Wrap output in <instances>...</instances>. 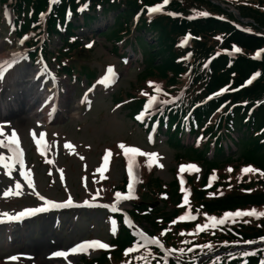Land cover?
<instances>
[{"label": "rangeland", "instance_id": "1", "mask_svg": "<svg viewBox=\"0 0 264 264\" xmlns=\"http://www.w3.org/2000/svg\"><path fill=\"white\" fill-rule=\"evenodd\" d=\"M230 10L234 11L235 14L239 13L236 8ZM7 14L8 11L0 6V56L16 57L10 69L12 74L8 78V89L4 92L3 97L8 98V95H14L16 99L19 98L28 102L33 87H36V84L28 86V77H32V72L36 70L37 62H31L25 55L22 40L19 41L13 35ZM104 22H107L106 25L112 24V15H108L104 21L97 19L94 24L85 26L83 30H76L77 34L84 35V37L88 36L90 38V36H93V41L87 43L91 45L89 49L79 50L78 53L77 47H72L70 52L61 55H67L66 64L75 67L73 70L78 77L67 78L64 75L57 77L59 97L68 93L69 98L66 101L59 102L58 114L55 118L52 121L49 120L46 125H40L42 123L41 120L32 117L17 132L20 146L24 153V165L22 167L25 173L29 170L31 171V179L35 185V191L28 186L26 179L20 177L18 170L14 171L13 169L11 176H9L7 175V170L0 166V213H16L24 209L42 206L46 201L40 200L35 194L36 192L44 196L46 200L61 201L71 197L79 202L86 200H101L104 203L113 202L116 199L115 194L117 192L121 193L120 185L127 175L126 167L129 158L125 156L124 151L119 147L120 144H124L139 148L146 153L159 154V159L151 162V168L149 167V158L147 156L137 155L133 157V160L138 157L142 161V168L140 167L134 173L137 176V181L133 184V189L136 188L134 193L136 192L139 198L146 196V194L142 196L140 193L146 191L144 187L146 185L145 180L138 184V178H142L143 173L145 179L157 178L162 185L160 188L155 185L154 187L158 190L164 189L165 191L163 192L171 190L170 185L173 181L177 182V193H181V205H184V209L175 213L174 208H176V205L172 203L173 197L163 200L169 194L165 193L164 195L162 191H155L153 197L157 200L152 202V209L158 208L161 213H171L174 217L155 226L138 218L140 221L137 220L136 226L142 240L148 233L150 236L158 238L164 248H170L177 247L182 242H187L189 237L186 235L189 233H191V237L200 240L199 242H192V244H204L214 242L217 239L222 240L221 231H226L230 237L232 236L230 231L235 233L236 230H239L243 234L244 232H249L252 227H263L264 217L257 219L254 216H245L237 217L234 221L229 219L224 224L216 227H208L209 232L204 231L205 234L199 231L198 225L211 224L209 217L224 218L225 214L229 212L235 213L252 209L264 212V205H238L230 209L208 211L205 207H201L200 204L191 202V194H194L193 192L188 194V189L194 186L200 187L206 198L219 197L228 192L229 185L237 187L239 180L244 178H252L254 180L261 173L249 172L245 174L242 171L245 168H240V165L245 162L239 160L241 145L239 146L240 151L238 149L235 150L234 142L238 138L235 132L231 134L232 142L229 141L231 138L227 139L222 149L232 159L223 160L219 166L212 168V172L208 173L207 180H204L203 176L205 171L204 163L188 155H183L181 151L168 145L166 135L162 134V130L159 132L157 140H155V137L153 140H149L151 137L149 136L148 139L142 128L134 124L130 118L129 106H124V102L115 104L114 102L117 101L115 97L118 96L119 98L121 96V99H125L133 96L134 102L132 103H135V99L139 97L148 98V92H145L147 88L153 87L156 92L155 86H160L162 90L163 80L156 74L140 78V72L143 69L141 53L136 47L137 51H135V54L131 53V45L129 44L135 35L140 34L138 29L135 30L134 25L131 24L128 27L130 33L128 31L122 35V42H115L114 39L98 31L107 27ZM122 26L126 27V25ZM150 34L147 33L145 37L147 39L150 38ZM84 37L81 41L83 43L88 41ZM49 41L51 47L58 48L60 45L57 37H51ZM80 44L83 47V44ZM60 51L62 52L63 50ZM81 68L84 73L86 72L85 74L100 75L92 90L93 92L89 93L86 99L82 98V100L78 98V95L86 88L89 77L80 72ZM109 68L116 73L117 80L112 85H105L106 83H101V81H104L108 76ZM50 69H52L51 65ZM150 82H152V85H150ZM43 92L44 90L42 89ZM53 93H56V89H53L51 94ZM37 107L38 105L33 108L37 109ZM7 108L9 107L6 106ZM147 110L143 113L149 116L150 110L149 108ZM33 131L36 132L38 139L41 133L44 134V141H46L48 149L43 155L33 142L34 139L31 134ZM5 134L6 136L10 135L11 131H6ZM156 134H158L157 131ZM192 141L193 138L191 136L185 135L181 145L185 148ZM204 141L203 139L198 142V145L202 146ZM67 143L74 147L71 149L66 148L65 144ZM106 150H111L112 156L109 157L106 170L101 174L99 170L104 166L103 158ZM0 153L2 152L0 151ZM177 154L180 157V161H184L187 166H196L199 171L186 166L178 167ZM80 157H84V159ZM48 161H52V163H48ZM233 165L237 167L235 168ZM182 167L184 168L183 171H181ZM61 170L63 171L61 172ZM185 180V186L178 184V182L183 184ZM17 181L23 186L22 194L5 197L4 193L9 188L13 189V191L16 190ZM250 187L254 190L257 186L251 185ZM186 196L188 204L184 203ZM189 206L197 223L186 225L185 223L188 220L173 223L180 216L186 214ZM118 207L127 210L131 209V199L119 203ZM111 221L112 219L107 211L80 209L41 215L21 225L1 226L0 264H41L43 261H48L51 264H86L87 260L99 256L100 248L92 249L85 254H70L67 259L54 258L53 253L55 249H65L66 252H70L68 248L72 242L85 238H98L109 245V235L113 233L110 228ZM168 229L171 230L167 231L166 235H161ZM141 233L144 235H141ZM230 240L235 244L240 243V239H232L230 237ZM8 256H19L20 259L16 262H9ZM122 256L111 257L113 259L111 264L125 262ZM99 264L105 263L101 262Z\"/></svg>", "mask_w": 264, "mask_h": 264}, {"label": "trees", "instance_id": "2", "mask_svg": "<svg viewBox=\"0 0 264 264\" xmlns=\"http://www.w3.org/2000/svg\"><path fill=\"white\" fill-rule=\"evenodd\" d=\"M0 1L12 8L17 34L27 36L31 40L29 45L34 44V36L37 40L40 38L43 16L47 13L48 36L56 35L62 42L61 49L52 53L56 56L59 52L60 55L66 54V47H77L79 53L82 45L76 40L74 30L84 24L94 23L99 17L98 7H101V16L113 13V24L100 32L115 41L120 40L126 32L130 33L128 27L131 17L141 10L142 16L135 27L141 33L135 35L129 44L141 53L143 69L140 78L156 74L163 80L165 100L170 101L173 107L168 113L169 144L178 148L183 155L204 163V180H207L212 168L219 166L223 160L232 159L222 152L221 142L220 145H215L211 158L204 157L207 147L199 152L192 147L183 148L179 145L177 135L181 117L196 105L190 118L193 126L198 125L197 130L201 131L206 125L208 132H212L210 130L214 127H224L226 132H212V136L218 140L227 138V132L231 130L241 131V136L235 142L238 151L241 148L239 160L245 162H242L240 168L251 167L257 170L254 173H264V0H219L236 8L243 19H251L249 22H244L212 0H170L154 17L146 15V7L161 5L163 0H58L56 3H52V0ZM202 12L209 15H199ZM69 13L73 17L82 13V25L79 19H68ZM145 33H151L149 39L145 37ZM187 33L190 34V40L187 44H182ZM235 48L241 49V52H234ZM46 50L53 52L49 46ZM257 53L260 58H255ZM87 74L93 77V74ZM250 79L252 83L248 84ZM257 176L254 180H239L237 187L229 185L228 192L219 197L206 198L200 187L194 186L188 189L194 194H191V202L200 204L208 211L230 209L238 205H264V175ZM145 184L146 191L140 193L146 196L132 202V218L138 221L141 218V221L152 226L173 219L171 213L163 214L158 208L149 211L145 203L139 204L156 201L153 197L155 191H165L155 189L154 185L158 188L162 185L157 178L145 179ZM176 185L177 182L173 181L171 190L163 192L169 194L163 200L173 197L175 213L184 209L180 206L182 198L181 193H177ZM251 185L257 186L256 189H251ZM194 223L197 220L187 221L185 224ZM204 231L209 232V228ZM204 231L200 232L205 234ZM220 233L223 235L222 240L204 244H192L200 240L191 237L189 233L186 235L189 237L187 242L166 248L169 257L164 258L163 250L154 247L124 253L123 248L131 245L134 237L123 227L117 238L112 240L114 249L103 251L98 258L86 262L111 264V257L123 255L125 262L121 264H194L200 256L209 255L198 264H264V244L234 250L238 244L230 240V237L240 239V243L245 245L264 242L261 239L264 238V226L252 227L243 234L239 230L235 233L230 231V237L226 231ZM248 241L253 243H247Z\"/></svg>", "mask_w": 264, "mask_h": 264}, {"label": "snow or ice", "instance_id": "3", "mask_svg": "<svg viewBox=\"0 0 264 264\" xmlns=\"http://www.w3.org/2000/svg\"><path fill=\"white\" fill-rule=\"evenodd\" d=\"M58 2V0H52V3H56ZM170 2V0H163V4L161 5H157L154 7H151L148 9V11L150 13H157L163 10L164 5H167ZM199 15H209L206 12H202L199 13ZM25 39H27V37H25ZM22 42V41H21ZM88 47H91V45H88ZM234 52L239 53L241 52V49L239 48H235ZM255 58H260V54L257 53V56ZM5 65H7L8 67L11 66V62H4L3 64H0V70H3L5 68ZM108 72L110 74H112V69L109 68ZM258 75V74H257ZM255 77H253L254 79ZM0 79H3V75H2V71H0ZM107 78H105L104 81H101V83L106 82ZM248 84L252 83V80L250 79L248 82ZM150 85H152V82H150ZM156 90L159 92L161 91V87L160 86H155ZM145 95H147V93H145ZM157 101V97L153 96L150 97L149 99V107H152ZM161 103H167V101H160ZM137 119L142 120L143 116H138ZM32 137L35 140L38 149L41 151V154H45L47 149H48V145L46 143V141H44V134L41 133L40 134V138L37 139V134L35 131H33L32 133ZM2 136H6L5 132H4V128L3 126H0V137ZM43 144V147H41V145ZM66 148H73L74 146L71 145L70 143L65 144ZM119 147L124 151L125 156H127L129 158V165H128V172L129 175L131 176L133 174V157L140 155V156H147L149 158V167L151 168L152 166V161L153 160H158L159 159V154L157 153H146L143 152L141 149L136 148V147H130V146H126L124 144H120ZM0 148H6L9 149L12 153L13 156L11 158H8L11 162H8L6 160V157L3 154H0V166H2L3 168H5L7 170V175L11 176L12 170L15 168V166L17 164L23 166L24 165V159H23V149L20 147V139L18 134L16 133L15 130H12L10 135L6 136V139H0ZM112 156V152L111 150H106V154L104 156V166L99 170L101 172V174H103V171L106 170L107 166H108V160L109 157ZM81 159H84V157H80ZM48 163H52V161H48ZM162 167V165H160ZM189 168H193L196 169V166L191 165V166H186ZM184 168L182 167L181 171H183ZM197 171H199V169H196ZM63 170H61L62 172ZM245 174L249 173V172H254L257 171L251 167L245 168L242 170ZM21 175H23L25 177V179L27 180L28 186L30 188L33 189V191H35V185L33 183V180L31 179L32 173L29 170L28 172H22ZM261 175H264V173H261ZM63 178V177H62ZM22 185L20 184L19 181L16 182L15 185V191H13V189L9 188L5 193L4 196H10V195H15V196H19L22 194ZM133 185L130 183L128 185V193L127 194H123V193H119L117 192L116 195V201L117 204L116 205H93L90 203L85 204V206L88 207H92V206H103V207H111V210L113 212L118 211V205L119 203L126 201V200H130V199H135L136 197L133 195ZM40 200H45L47 204L51 205L52 208H60V207H70L73 206V201L72 198L69 197V199L64 202V203H57L55 201H50V200H46V198L42 195H40L38 192L35 193ZM185 204H188V200H187V196L185 197ZM181 207H183L184 205H180ZM50 209L48 207H39V208H31V209H27L25 211L20 212L18 215L16 216H10L8 213H0V215L2 216H6L8 217L9 220H16V219H21L25 216H31V215H35L39 212H47ZM206 215V214H205ZM245 216H254L257 219H259L260 217H264V212H258L255 209L249 210V211H237L235 213L229 212L225 214L224 218H217V217H209L208 219L211 221V224H206V225H198V229L199 231H204L206 230L208 227H216L218 225H222L224 224L227 220L232 219L233 221L235 220V218L237 217H245ZM195 217L192 215L191 212V208L189 206L187 212L185 215L180 216L176 221H173V223H178V222H182L185 220H189V219H194ZM3 220H0V223H3ZM247 222V221H246ZM112 225H113V234H115L116 232V228H115V224L116 222L113 220L111 221ZM171 229L166 230L164 233H162L161 235H166L167 231H170ZM183 234V233H182ZM141 235H144L143 233H141ZM148 240L149 243L151 244H156L159 247L163 248V244L160 243L158 238H154V237H147L146 238ZM262 240H264V238H261ZM247 243H253L252 241H248ZM110 246L106 243H103L101 241H85L81 244H78L77 246L73 247L70 252H65V251H57L55 253H53V256L55 257H61L64 259H67L68 256L70 254H77L78 252L81 251H87L89 248H101V249H108ZM136 249L130 248L127 250V253H131L133 251H135ZM126 253V254H127ZM245 255H247V253H245ZM10 259L12 261H17L20 259L19 256H12L10 257ZM29 259H31V257H29Z\"/></svg>", "mask_w": 264, "mask_h": 264}, {"label": "bare ground", "instance_id": "4", "mask_svg": "<svg viewBox=\"0 0 264 264\" xmlns=\"http://www.w3.org/2000/svg\"><path fill=\"white\" fill-rule=\"evenodd\" d=\"M14 58H15L14 56L7 57L5 62L8 61V62L12 63ZM3 63H4V60L1 57L0 58V64H3ZM5 68L3 70H1L2 75H3V79H0V126H3V128H5L7 131L12 132V130H15L17 133L19 131L20 127L21 128L24 127L23 125L26 122H28L32 117H37L43 123H46V121H48L49 118H52V116H51L52 112L51 111H49V114H46L48 112L47 106L42 105L37 110L33 111V109H34L33 107H35V104H37V101L40 98V95L37 94L38 92H35L30 97L28 102L21 100L19 98L16 99L14 95H8V98L3 97L4 92L8 89V84H7L6 80L8 81L7 76L9 75V72H7L8 66L5 65ZM54 98L57 100L66 101L69 98V94L65 93L61 98L58 97V95H55ZM3 104L5 106L7 104L9 108L6 109L4 106H2ZM30 110H32V112ZM41 113H45L46 115L41 116L40 115ZM5 139H6V137H5ZM0 151L4 152L5 154H8L9 156L11 155V151L9 149L0 148ZM6 158H7V156H6ZM4 227H6V226H4ZM3 234H5V233H3ZM41 264H51V263H49L48 261L47 262L43 261V262H41Z\"/></svg>", "mask_w": 264, "mask_h": 264}]
</instances>
